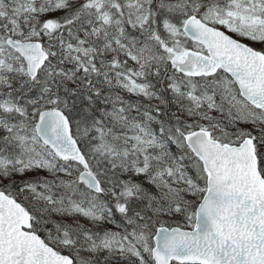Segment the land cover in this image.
<instances>
[{
    "label": "snow or ice",
    "instance_id": "6c2138e0",
    "mask_svg": "<svg viewBox=\"0 0 264 264\" xmlns=\"http://www.w3.org/2000/svg\"><path fill=\"white\" fill-rule=\"evenodd\" d=\"M0 264H264V0H0Z\"/></svg>",
    "mask_w": 264,
    "mask_h": 264
}]
</instances>
